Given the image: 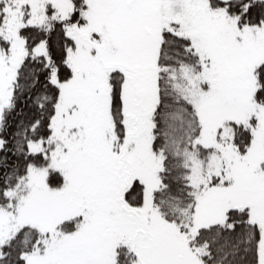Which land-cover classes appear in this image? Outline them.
Listing matches in <instances>:
<instances>
[{"label":"snow or ice","instance_id":"6c2138e0","mask_svg":"<svg viewBox=\"0 0 264 264\" xmlns=\"http://www.w3.org/2000/svg\"><path fill=\"white\" fill-rule=\"evenodd\" d=\"M0 264H264V0H0Z\"/></svg>","mask_w":264,"mask_h":264}]
</instances>
